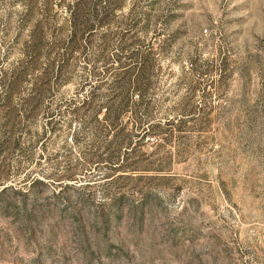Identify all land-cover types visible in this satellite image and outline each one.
<instances>
[{
  "label": "rangeland",
  "instance_id": "obj_1",
  "mask_svg": "<svg viewBox=\"0 0 264 264\" xmlns=\"http://www.w3.org/2000/svg\"><path fill=\"white\" fill-rule=\"evenodd\" d=\"M29 1L0 0V70L18 59L38 16L42 0ZM130 7L159 13L157 41L168 37L154 103L171 137L141 146L150 140L124 118L133 148L122 155L128 176L114 185L117 173L103 177L105 164L86 163L111 134L96 140L87 126L76 141L53 131L21 140L47 159L43 172L17 169L15 152L0 155L11 177L0 191V264H264V0H120L113 17ZM92 38L75 53L66 96L85 71L84 50L102 48ZM152 149L158 169L149 171ZM70 160L78 167L69 186L26 180ZM140 187L155 197L141 220L127 205L108 215L114 196L136 200Z\"/></svg>",
  "mask_w": 264,
  "mask_h": 264
},
{
  "label": "trees",
  "instance_id": "obj_2",
  "mask_svg": "<svg viewBox=\"0 0 264 264\" xmlns=\"http://www.w3.org/2000/svg\"><path fill=\"white\" fill-rule=\"evenodd\" d=\"M118 1L42 0L38 16L22 40L18 59L0 70V155L15 152L22 156L17 158V169L29 168L27 173L43 172L48 162L40 155L36 157L32 146L22 144V139L39 140L47 131H53L71 132V139L76 141L87 126L96 140H105L111 134L106 143H99L87 153L86 163L96 167L105 164L101 171L103 177L117 173L112 177L114 185L119 177L128 176L124 175L127 170L122 155L128 147L133 148L127 136L130 133L121 124L124 118L139 127L140 140H150L149 145L140 142L141 146L153 144L156 147L160 144L155 140L157 136L171 137L172 132L164 128L170 119L163 121L157 117L154 103L155 88L163 69L160 59L168 44V37L157 41L160 31L156 18L160 14L130 7L122 17L114 18L113 10ZM27 9L28 13H36L34 7ZM166 14L168 17L169 13ZM96 34L102 48L97 53L84 50L85 71L73 93L66 96L61 86L75 78V53L82 40L89 45ZM113 45L112 51H106ZM64 116L66 127L60 123ZM40 118L45 120L41 129H37L34 126ZM39 148L44 150V146ZM154 152L152 149L147 153L150 158L146 159L145 170L158 169L153 165ZM6 166L0 157V186L11 178L4 171ZM51 166V170L43 174L44 178L27 175L29 185L44 182L61 186L77 181L78 161L62 164L52 161ZM151 175L144 176L152 178ZM138 190L140 195L136 200L129 199L124 191L114 196L109 202L108 215H119L127 205L141 220L155 197L149 189L140 187ZM75 210L72 205L70 212Z\"/></svg>",
  "mask_w": 264,
  "mask_h": 264
}]
</instances>
